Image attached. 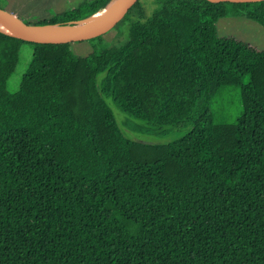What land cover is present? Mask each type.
<instances>
[{
    "label": "trees",
    "instance_id": "trees-1",
    "mask_svg": "<svg viewBox=\"0 0 264 264\" xmlns=\"http://www.w3.org/2000/svg\"><path fill=\"white\" fill-rule=\"evenodd\" d=\"M109 1L0 8L64 26ZM149 1L89 40L0 32V264H264V1ZM23 45L31 59L11 92ZM225 85L240 89L233 125L209 112ZM106 98L142 122L130 130L189 131L133 141Z\"/></svg>",
    "mask_w": 264,
    "mask_h": 264
},
{
    "label": "rangeland",
    "instance_id": "rangeland-1",
    "mask_svg": "<svg viewBox=\"0 0 264 264\" xmlns=\"http://www.w3.org/2000/svg\"><path fill=\"white\" fill-rule=\"evenodd\" d=\"M145 1V0H141ZM4 3V0H0V5ZM148 3L150 1L148 0ZM152 9V5L148 4L146 7L147 13ZM21 19V18H20ZM22 20V19H21ZM23 21V20H22ZM25 22V21H23ZM226 28L227 24L225 25ZM32 55V48L28 45H23L19 52V61L16 65V68L13 74L7 81L8 91L14 92L17 90L20 80L29 64ZM248 78L244 79L246 83ZM107 105L111 109L115 120L124 133V135L133 141H138L141 143L149 144H166L173 141H176L182 138L189 131L188 126H184L180 129L170 131L165 135H152V134H143L133 130H130L126 127L128 122L133 124H141L142 122L136 120L124 113H122L110 99H105ZM209 112L211 114V119L214 124H224V125H233L235 124L241 115L243 114V106L240 98V89L238 86L225 85L218 89V91L211 97L209 103Z\"/></svg>",
    "mask_w": 264,
    "mask_h": 264
},
{
    "label": "water",
    "instance_id": "water-1",
    "mask_svg": "<svg viewBox=\"0 0 264 264\" xmlns=\"http://www.w3.org/2000/svg\"><path fill=\"white\" fill-rule=\"evenodd\" d=\"M113 0H110L105 8ZM138 0H117V3L92 24L75 27L73 25H31L17 16L0 8V24L3 32L12 37L37 44H65L89 40L111 30ZM210 2L255 3L264 0H208ZM102 8V9H103ZM81 21V20H80ZM68 27L66 30H56Z\"/></svg>",
    "mask_w": 264,
    "mask_h": 264
},
{
    "label": "bare ground",
    "instance_id": "bare-ground-1",
    "mask_svg": "<svg viewBox=\"0 0 264 264\" xmlns=\"http://www.w3.org/2000/svg\"><path fill=\"white\" fill-rule=\"evenodd\" d=\"M117 3V0H113L111 3H109L105 8L95 12L94 14L90 15L89 17L79 21L78 23L75 24V27L78 26H85L88 24H92L96 22L99 18H101L107 11H109L115 4ZM104 7V6H103ZM68 27H64L61 29H56V30H66ZM0 29L4 30L3 26L0 24Z\"/></svg>",
    "mask_w": 264,
    "mask_h": 264
}]
</instances>
